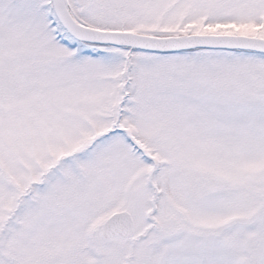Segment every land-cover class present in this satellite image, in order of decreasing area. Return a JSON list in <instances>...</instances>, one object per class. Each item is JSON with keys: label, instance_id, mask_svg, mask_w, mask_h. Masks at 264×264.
I'll use <instances>...</instances> for the list:
<instances>
[{"label": "snow or ice", "instance_id": "1", "mask_svg": "<svg viewBox=\"0 0 264 264\" xmlns=\"http://www.w3.org/2000/svg\"><path fill=\"white\" fill-rule=\"evenodd\" d=\"M0 264H264V0H0Z\"/></svg>", "mask_w": 264, "mask_h": 264}]
</instances>
